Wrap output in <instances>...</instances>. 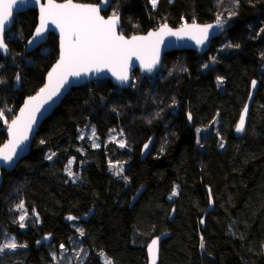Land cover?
Returning <instances> with one entry per match:
<instances>
[{
  "label": "trees",
  "instance_id": "obj_1",
  "mask_svg": "<svg viewBox=\"0 0 264 264\" xmlns=\"http://www.w3.org/2000/svg\"><path fill=\"white\" fill-rule=\"evenodd\" d=\"M113 13L120 15V33L126 36L164 23L172 28L216 23L218 16L227 29L204 55L167 53L158 74L135 72L138 79L127 89L92 81L65 96L40 126L29 155L12 172H3L0 233L26 247L0 254V264H51L49 247L35 248L36 241L51 235L52 247L66 245L76 232L64 218L79 219L91 210L90 219L78 223L87 253L83 264H102L101 253L112 264H146V245L165 232L159 264H264V0H159L155 7L150 0H112L102 14ZM36 23L37 12L28 10L15 16L6 35L10 55L0 56V145L8 122L42 87L58 58L53 34L25 52ZM252 81L258 87L246 131L235 138ZM88 127L95 129L99 148L79 138ZM112 130L125 136L124 149L105 141ZM150 138L151 150L140 160ZM73 159L76 183L66 173ZM110 162L124 165L122 176L109 172ZM206 188L213 210L202 229ZM21 201L37 219L25 230L15 214Z\"/></svg>",
  "mask_w": 264,
  "mask_h": 264
},
{
  "label": "snow or ice",
  "instance_id": "obj_2",
  "mask_svg": "<svg viewBox=\"0 0 264 264\" xmlns=\"http://www.w3.org/2000/svg\"><path fill=\"white\" fill-rule=\"evenodd\" d=\"M104 2L106 3L107 0ZM157 2L158 0H151L153 7L156 6ZM236 2L238 3V0ZM36 3L40 5L39 26L35 29L34 37L29 41V44L36 43L37 39L42 38L48 30L49 25H53L60 34V58L48 73L46 85L40 89L36 96L28 98L20 110V115L8 125L10 139L0 148V161L6 164L13 162L17 155V149L28 140V134L36 121V114L60 93L61 88L69 82V77H80L107 69L117 80L126 83L129 80L128 69L133 57L139 60L141 66L149 72L156 67L159 63L160 46L165 36H175L181 39L188 37L194 40L197 45H202L208 39L209 30L213 28L211 24L201 26L196 23L191 25L185 23L180 29L174 31L167 23H164L157 31L149 32L147 36H133L131 39H126L117 32L118 15L113 13L111 17L105 19L100 15V6L76 4L73 3V0H66L64 3H57L56 0H46L45 3H41L40 0H36ZM16 4L17 0H0V50L5 53L9 50L8 44L5 42L6 24L13 16V7ZM223 24L224 21L218 16L216 26L222 28ZM228 46L231 47V45ZM16 79H20L19 75ZM255 83L253 81V86ZM246 112L247 106L244 109L245 114ZM3 115L4 111L0 110V117ZM188 118L191 120L190 114ZM244 125L245 115L242 114L236 131H243ZM92 136L95 137L94 128L92 129ZM80 138L83 139L84 137L81 136ZM113 139L115 140V137ZM118 143L119 147H125L123 140H119ZM93 146L99 147L97 144ZM144 148L147 149L148 145L145 144ZM54 155L55 153H52L47 158L51 160ZM73 163L74 159L69 160L66 166L69 177L74 176L71 170ZM110 166L117 167L111 165V162ZM122 171V167H117L116 174L119 175ZM172 194L176 195L177 193L174 190ZM16 208L20 212V227H24L23 222L28 215L24 202H19ZM33 213L35 214V210ZM35 215L38 218V214ZM68 219L74 220L76 217L69 216ZM77 231L80 232L81 236L84 235L83 230L77 229ZM0 234L4 235V241L0 242V253L5 250H14L17 247H26L23 244L18 245L14 237L8 238L6 233ZM158 239H152L148 245L152 264H156ZM203 246L202 242L201 248ZM60 248L66 250L63 244L60 245ZM101 255L104 254L101 253ZM53 259H56L55 255ZM105 264H112L111 259H106Z\"/></svg>",
  "mask_w": 264,
  "mask_h": 264
},
{
  "label": "water",
  "instance_id": "obj_3",
  "mask_svg": "<svg viewBox=\"0 0 264 264\" xmlns=\"http://www.w3.org/2000/svg\"><path fill=\"white\" fill-rule=\"evenodd\" d=\"M40 2L45 3L46 0H40ZM56 2L57 3H64L66 1H62V2L56 1ZM111 2H112V0H107L106 3L104 2V0H100V2L98 4H83V3H78V2L73 1V3L81 4V5L100 6V9H101L100 15L103 16L105 19L112 16L111 15V16L105 17L102 14L103 12H106L109 9ZM39 7H40V5L38 3H36V0H17V4L13 7V16L10 18L9 22L6 24L5 42H6V35L11 30V28L13 26L15 16L18 14H21V13H25L28 10H35L37 12V23H36V26H35L32 34H31V36L29 37V39L26 42L25 52L31 53V52L37 50L38 48H40L42 45H44L47 42L50 34H53L58 40V58L52 64V66L49 68V70L47 71V73L44 77L43 85L41 87V88H43L47 83L48 73L52 70V68L56 65L57 61L60 58V34H59L58 29H56L53 25H49L48 30L43 34L42 38H38L36 43H34V44H31V45L29 44V41L32 40L34 37L35 29L39 26ZM118 17H119V19H118V23H117V32H118V34L123 35L126 39H131V37H133V36H147V34L149 32L157 31L159 29V27H158L156 29L148 31L145 34H136V35L126 36V35L120 33V28H121L120 15H118ZM187 24L191 25L193 23H187ZM196 24H198V23H196ZM210 24L213 25V28H211L209 30L208 39L202 45H197L194 40H191L188 37H184L181 39V38H177L175 36H165L164 41L160 46L159 63L150 72L141 66L139 60H137L135 57H133L132 61L130 62L129 69H128L129 80L126 83H122L119 80H117L116 77L113 76L112 73L110 71H108L107 69H105L104 71L99 72V73L91 72L87 75H81L80 77H69V82L67 84H65L63 88H61L60 93L56 97H54L52 101H49L47 104H45L41 108L40 112H38L36 114V121L32 125L31 131L28 134V140L25 141L17 149V155L14 157L13 162L6 164L5 162L0 161V191H1L2 183H3V172H12L16 168V166L29 155L32 141H33L35 135L37 134L40 126L54 112V110H56L58 108L61 101L65 98V96L72 89L82 87V86H84L87 83L92 82V81L108 80L111 82V84L113 86H115L121 90H124V89H127L128 87H130V85L132 83V76L135 72H138L141 76H144V77H153L154 75L158 74L162 68L163 57L167 53L180 52V51H193V52H195V54L197 56L204 55L205 53H207L209 51L211 43L215 39L219 38L223 34V32L227 29V28H221V27L216 26V23H210ZM199 25L203 26V25H209V24H199ZM182 26L177 27V28H172L170 26L169 27L175 31V30L180 29ZM9 55H10L9 50L7 53H5L3 50H0V56L2 58H7ZM257 87H258L257 83H255V86H253V81H252L250 84L249 95H248L247 100H246V102H245V104H244V106H243V108L239 114V118L237 120L236 126H235L234 131H233L235 138H241L245 134L246 127L248 124V119H249V110H250L251 105L253 103L254 96H255L256 91H257ZM40 89L36 93H34L33 95L28 96L23 100L21 106L18 108L14 117L8 122L6 130H5V141L0 145V148H2L4 146V144H6L8 142V140L10 139V136L8 133V125L11 124V121L13 119H15L17 116L20 115V110L24 107V104L28 100V98L36 96L39 93ZM245 106H247L246 114L244 113ZM242 114L245 115L244 130L237 132L236 128H237V125L239 123V120H240V117ZM152 143H153V138H150L145 143L148 145V148L147 149L144 148L145 144L142 146L141 153H140V160H143L149 154V152L151 150ZM143 190H144L143 188H140L135 193V195L130 200V206L129 207H131L138 200V198L142 194ZM206 193L208 196L209 205H208L206 212L203 215V218L201 219V221H203V222L200 221V226L202 229H203L205 217L207 216V214L209 212H211L213 210V202H212L210 190L208 188H206ZM92 214H93V210H91L86 215L81 216L79 219H74V220H69L68 219L69 216H66L64 218V222L65 223H70L73 221L86 222L90 219ZM172 214H171L170 220L172 219V216H173ZM168 237H169V233L165 232V233L160 234L159 236L152 238V239L159 238L158 239V245H157V253H156V264H159L160 245ZM152 239L148 242V244L145 247L146 264H152V258L148 252V245L151 243ZM51 243H52L51 235H44L40 240L36 241L35 248H39L41 246H49Z\"/></svg>",
  "mask_w": 264,
  "mask_h": 264
},
{
  "label": "rangeland",
  "instance_id": "obj_4",
  "mask_svg": "<svg viewBox=\"0 0 264 264\" xmlns=\"http://www.w3.org/2000/svg\"><path fill=\"white\" fill-rule=\"evenodd\" d=\"M150 4H151V6H153L151 3V0H150ZM137 79L138 78L136 76H132V83L131 84H134V82H136ZM215 126H216V123L213 124V128H215ZM92 129H93L92 127H88V129L85 128L82 131H80L79 138L81 136H83L85 138V140L90 141V145L92 143L91 146H93L94 144L99 145V147L102 146V143L99 140V138L96 135H95V137L92 136ZM121 133L122 132L119 130H112L107 134L105 141L106 142H113L115 144V146H117L118 148L124 149L126 147V144H125V147L121 148V147H119V143H118L119 140H123L125 142V136L121 135ZM201 133L207 134V133H209V129L197 131L198 135H200ZM113 137H115V140L113 139ZM81 140H83V139H81ZM99 147H94V148H99ZM111 165H116L117 167H122V169H123V171L119 175H117L116 174L117 167H111L109 165V172L113 176L120 177L123 175V172H124V165L123 164L117 163V164H111ZM73 166H74V163L72 164V169H71L72 172L74 173V176H72V177L68 176V177H69L70 181H72L73 183H76L79 180V175H78V173L73 171ZM66 173H67V171H66ZM174 197H175V195L171 194L169 199L172 200ZM15 214H16V219H17L18 225L20 227V222H19L20 212L17 210L16 207H15ZM36 220L37 219L35 218L34 215L28 213L25 221L23 222L24 227H20V229L25 230V228L27 227L29 222L34 223L33 221H36ZM71 228H73V230L76 232V235L68 240L67 244L65 245L66 250H61L60 247H52V248L50 247L49 248V256L52 260L51 264H83L84 263L87 253H86V250L82 246V236L80 235V232L77 231V229H81V228L77 224H71ZM7 237L12 238L13 236L7 235ZM0 241L1 242L4 241V235L0 236ZM17 244L20 245V243H18V242H17ZM19 248H24V247H17L14 250H5L3 253H0V254L12 252V251H15ZM77 253H79V256H77ZM54 255H55L56 259H53ZM98 256H99L100 262L102 264H105V261L108 258L103 256V255H100V254H98Z\"/></svg>",
  "mask_w": 264,
  "mask_h": 264
},
{
  "label": "flooded vegetation",
  "instance_id": "obj_5",
  "mask_svg": "<svg viewBox=\"0 0 264 264\" xmlns=\"http://www.w3.org/2000/svg\"><path fill=\"white\" fill-rule=\"evenodd\" d=\"M78 223H80V222H79V221H73V222H70V224H77V225H78ZM70 238H71V237H70ZM70 238H69V239H70ZM69 239H68V240H69ZM68 240H67V242H68ZM47 247H49V248L51 247V248H52L51 244H50L49 246H47ZM58 247H60V246H58ZM51 261H52V260H51Z\"/></svg>",
  "mask_w": 264,
  "mask_h": 264
}]
</instances>
